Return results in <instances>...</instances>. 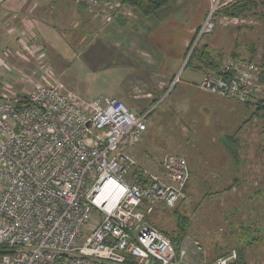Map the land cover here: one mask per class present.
<instances>
[{
  "label": "built area",
  "instance_id": "2783aa9c",
  "mask_svg": "<svg viewBox=\"0 0 264 264\" xmlns=\"http://www.w3.org/2000/svg\"><path fill=\"white\" fill-rule=\"evenodd\" d=\"M85 1L96 14L112 2ZM209 1L191 53L213 32L215 15L239 0ZM261 73L256 62L231 58L198 86L256 104L264 99ZM154 108L136 114L117 98L85 99L62 83L0 89V264H235V251L194 260L188 238L177 252L147 222L156 205L173 210L186 200L191 179L184 156L167 154L154 172L126 152L144 137Z\"/></svg>",
  "mask_w": 264,
  "mask_h": 264
},
{
  "label": "rangeland",
  "instance_id": "374dc122",
  "mask_svg": "<svg viewBox=\"0 0 264 264\" xmlns=\"http://www.w3.org/2000/svg\"><path fill=\"white\" fill-rule=\"evenodd\" d=\"M45 1L41 0L43 8H47V13L53 16L51 13H56V10L54 11L50 6L52 1L47 4ZM59 1L62 4L65 2L64 6H60L62 15L59 25L63 28L62 35L52 38L51 46L54 52L52 47H49L50 52L45 54V59L32 58L31 61L35 63L37 73L42 76L40 82L46 85L54 84L52 82L62 76L67 82L73 81L78 86L79 92L74 93L81 97L82 94L90 97L100 95L114 97L120 88L125 87L124 81L132 72L121 68L118 64L121 50V46L117 45L118 38L109 39L107 37L109 33L101 32L105 26L114 27L112 15L105 16L101 12L96 14L97 9H93L88 16H85L77 8L82 0ZM206 2L208 7L205 19L210 5L209 0ZM199 3L194 5L196 9L198 6L203 8V1L199 0ZM70 4L76 7V13L70 11V7L73 6ZM65 5H68V11L65 10ZM213 20L214 30L205 35L200 41L199 48L209 44L211 51L214 50L216 54L220 52L223 56L222 63L239 56L249 61L253 60L252 62H256L261 68L264 60V8L241 17L228 15L223 9ZM204 21L203 18L202 25ZM7 31L8 28L2 27L1 24L0 37L7 36L11 41L14 36H9ZM6 41L0 42V51L3 50L0 52V57L7 51L5 49L7 45L3 44L7 43ZM26 41L30 39L27 38ZM22 47V43L17 45L15 41L14 55L19 56L16 51ZM250 47H253L254 51L250 52ZM89 48H92L91 54L92 57L94 56L88 62L91 69L77 62L78 60L73 61L76 55L88 52ZM24 49L30 55L34 52L26 45ZM57 50L59 52H56ZM250 53L254 55L250 56ZM12 54L10 50L4 53V55ZM126 55L136 63H146L136 55L135 57L132 54L126 53ZM191 55L192 53L182 62L176 57L167 58L168 67L170 71H174L176 77L165 92L163 105L150 114L147 120L149 129L150 121L155 118L154 130L157 131V135L148 131L145 139L148 141L149 136L160 137L159 143L164 145L165 149L162 154L184 155L189 164L191 179L187 187V199L181 202L182 204L180 203L175 211L178 210L182 215L191 218L187 241L191 242L190 256L195 258L197 255L205 263L229 253L230 250H238V246H242L246 249L250 264H264L262 248L264 239L259 242L260 248L249 247V239L252 236L247 231L249 226H255L259 228L260 234L264 235V113L253 118L250 116L251 108L247 107V109L244 106V110L239 103L224 99H220L218 104L214 97L202 92L199 86L196 88L187 85L185 81L188 78L196 81L201 78V70L193 68L196 65L195 61L189 62ZM66 58H73L70 68H64L67 64ZM0 65L5 74L13 73L18 79L23 76L19 75L21 72L16 68L9 69L3 62H0ZM34 73L30 74L34 75ZM177 77L179 81L174 85L173 82ZM180 80L182 84L179 83ZM128 83L129 81L127 86ZM177 84L179 86L174 91ZM157 103L155 102L154 105ZM133 112L137 113L134 110ZM154 114L156 115L153 116ZM150 117L152 120H149ZM247 120L248 122H245ZM159 125L167 128L161 129ZM228 135L238 142V148L231 147L235 146L232 142L231 148L227 147L229 144L225 138ZM206 141L214 150L208 149ZM141 149L142 155H138L137 152ZM145 149L141 143L128 147L126 152L140 163L147 160L148 156L143 154ZM149 149L154 159L162 156L160 152H163V149L160 145L153 144ZM235 154L238 155V162ZM154 210V213L147 215L149 216L147 222L150 225L159 230L171 231L176 228L173 210L163 211L164 208L160 205H156ZM92 224L96 222L93 221ZM193 242H199L203 252L199 251Z\"/></svg>",
  "mask_w": 264,
  "mask_h": 264
},
{
  "label": "crops",
  "instance_id": "0c3cea01",
  "mask_svg": "<svg viewBox=\"0 0 264 264\" xmlns=\"http://www.w3.org/2000/svg\"><path fill=\"white\" fill-rule=\"evenodd\" d=\"M50 1H52L50 4L51 8L54 9V11L56 10V13H51L53 16L47 13V8H43L41 0H0V25L2 24V27L6 26L8 28L7 32L9 36H14L11 41L7 39V36H5V38L0 37V42L7 40V43L2 42L4 45H7L5 49L13 53L12 55H4V53H7V51H5L0 57V62H3L9 69L16 68L20 70L18 71L21 72L19 75H23L21 79H18L13 73L5 74L0 65L1 88L7 87L12 92L21 93L23 91H31L36 83L42 84L40 82L42 76L37 73L38 71L35 63L31 62L32 58L37 60L45 59V54L50 52L49 47H52V38L56 35L60 37L63 31V28L59 25L61 22L60 16L62 15L60 6H64L65 2L63 4L59 0H56L57 3L54 0H46L45 2L47 4L48 2L50 3ZM202 1L204 3L203 8L198 6L196 9L194 5L200 4L199 0H170L167 7L159 10L151 17H144L135 12L133 8L125 7L123 9V17H125V21L127 20L128 23L123 26L117 23L114 27H103L101 32L109 33L107 36L109 39L114 37L118 38L117 45L121 46L118 64L121 68L132 72L124 81L125 87L120 88L114 98L123 101L132 111H136V114L144 113L149 108H152L155 102L158 103L155 105L151 114L163 105L165 92L173 78L176 77L174 71H170L166 60L170 57H176L182 62L185 57L187 59L188 55L191 54V52L189 53V48L195 37L196 30L202 26L201 20H203V18L205 20L207 12L208 3L206 0ZM67 7L68 5H65V10L68 11ZM75 8L74 5L71 6L70 11L76 13ZM21 24L22 26H20ZM27 38H29L30 41H26ZM15 41L17 45H20V43L23 44V47L20 48L19 51H16L17 54L19 53V56L14 55V49H16L13 48ZM25 45L33 49L35 53L33 52L32 55L28 54L24 49ZM91 49L92 48H89L86 53L82 52L80 55H76L74 59L66 58L67 64L64 65V68H70V64L78 60L77 62H81L91 69L92 67L90 68L91 65L88 63L91 61V58L94 57H92ZM2 51L3 50L0 52ZM52 51L54 52V49ZM56 52L59 51L57 50ZM153 52H155V54H153ZM126 53L129 55L132 54L133 57L136 55L137 58L142 59L146 63H136L130 60V57H127ZM22 57H24L23 60H21ZM200 70V80L196 81L188 78L185 81L187 85L198 88V84L202 81L207 72L202 69ZM31 72H35L34 75H31ZM128 81L129 83L127 86L126 84ZM52 83H62L69 88V90H72V92H79L78 86L73 81L72 83L67 82L62 76L60 78L57 77ZM179 83L182 84V80H180ZM49 85L53 84L49 83ZM178 86L179 84H177L173 90L175 91ZM170 95H172V93ZM82 96L85 99L99 97H90L83 94ZM212 97L215 98L218 104H220V99H224L217 96ZM227 101L239 103L231 100ZM239 105L245 106L246 108L249 107L246 104L239 103ZM153 116L151 117L153 118ZM151 117L149 120H152ZM150 122L151 126L147 129L144 137L137 145L142 143L146 148L143 154L148 156L147 160L140 161V164L156 172L160 169L163 159L167 154H162L165 149L164 145L159 143L160 137L155 138L149 136L150 138L148 137V141L145 139L148 131L149 133L157 135V131L154 130V125H156L155 118ZM159 127L161 129L167 128V126L165 127L163 125H159ZM230 138V135H228L225 140L228 143L232 142L235 146H238V142ZM145 141H147L146 144ZM150 141H152L154 145H160L163 149V152H160V155H162L160 158L154 159V156L151 155L149 148L153 144ZM205 144L210 151L214 150V148L208 145V141H206ZM137 153L138 155H142V149L138 150Z\"/></svg>",
  "mask_w": 264,
  "mask_h": 264
},
{
  "label": "trees",
  "instance_id": "16d2710c",
  "mask_svg": "<svg viewBox=\"0 0 264 264\" xmlns=\"http://www.w3.org/2000/svg\"><path fill=\"white\" fill-rule=\"evenodd\" d=\"M169 1L170 0H112L111 5L109 7H107L106 9L101 10L100 12L102 15H105V16L112 15V17H113L112 23H114V25H116L118 23V25L123 26L126 23H128L127 20L125 21V17H123L124 16L123 15V9L125 7L133 8L135 10V12L141 14L144 17H151V16L155 15L159 10L167 7L169 5ZM77 8H78V11L80 13L84 14L85 16H88L90 14L91 6L85 0H82L81 2H79L77 5ZM261 8H264V0H241V1H238L237 3H235L234 5L226 8L225 11L227 12L228 15L235 16V17H241V16H245L246 13L249 14V12L255 13V11H257ZM199 44L200 43L197 44V46L195 47V49L192 52V55L189 58V62L194 60L196 63V65L193 68L194 69H202L204 71H215V72L219 71L221 66H222V61H223L222 57L223 56L220 55V52H217V54H216L214 52V50L211 51L209 44H204V45H202L201 48H199ZM238 46L239 45H236V47H238ZM215 51H217V50H215ZM249 51L250 52L254 51V48L250 47ZM253 55L254 54L250 53V56H253ZM233 58H241V57L234 56ZM243 59H246V58H243ZM251 61H253V60H251ZM261 69H262L261 82L264 83V60L261 64ZM246 105L252 109L251 113H250L251 117L255 118V117H259V116L263 115V113H264V99L260 100L256 104L249 103ZM245 122H248V120ZM245 122H244V124H245ZM230 139L232 140V138H230ZM228 144L229 145H227V147H230V145H232L231 143H228ZM231 147H234V146L232 145ZM235 148H238V146H235ZM235 155H236V162H238V155L237 154H235ZM187 187H188V185H187ZM187 187L185 190L186 193H187ZM183 202L184 201H182V203ZM179 206H180V204L176 208H178ZM162 208H164V207H162ZM175 209H173V212L175 213L174 215H175V219H176V228L174 230H171V231H168L166 229H160V231L163 232L166 236H168L172 240L173 246L175 247L176 251L179 252L181 247H182V244L188 238V228L191 224V218H189L188 216L182 215L178 210L175 211ZM163 211H166L165 208ZM170 211H172V210H170ZM148 217L149 216L146 217V220ZM258 229L259 228L258 227L256 228L255 226L254 227L249 226L247 228V231H249V234L252 236V237L249 236V237H251L249 239V247L250 246L251 247L257 246L258 247L260 245L259 242L261 241V239H264V235H261L260 231ZM262 246H263L262 248L264 249V244ZM201 248H202V246H201ZM259 248H260V246H259ZM201 251L203 252V249ZM234 251L237 254V260H236L235 264H250V261L248 259V254H247L245 248H243L242 246H238V250H235V249L230 250L229 253L234 252ZM229 253H226L225 255L218 256L217 258L210 260L207 263L214 262L217 259L228 255ZM196 257L195 258L193 257L194 260L199 258V260H196V261H198V262L203 261V259H201V257H198L197 255H196Z\"/></svg>",
  "mask_w": 264,
  "mask_h": 264
}]
</instances>
